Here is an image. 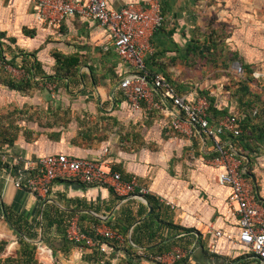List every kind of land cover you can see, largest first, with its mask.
I'll return each mask as SVG.
<instances>
[{
  "label": "crops",
  "instance_id": "crops-1",
  "mask_svg": "<svg viewBox=\"0 0 264 264\" xmlns=\"http://www.w3.org/2000/svg\"><path fill=\"white\" fill-rule=\"evenodd\" d=\"M147 1L111 0V6L121 8ZM160 1L167 9L166 23L153 35L155 50L147 57L148 73L166 75L181 93L195 88L214 95L220 107L240 111L239 102L225 86L230 81L229 69L217 75L205 71L200 74L198 67L193 68L182 58L181 52L194 30L196 15L186 6L192 0H173V8L172 0ZM240 57L236 62L255 67L264 55L254 52L253 56L247 53V57ZM4 61L16 68L15 72L7 70ZM62 67L69 70V75L55 78ZM261 67L264 79V63ZM30 69L34 80L23 89L7 83L10 78H29ZM131 71L132 67L115 51L109 31L95 20L75 15L59 26H48L38 20L33 0H0V107L24 108L22 130L12 145H0V162L14 165L19 156L36 160L53 153L103 159L124 178L137 176L153 196L172 208L175 223L188 229L178 236L191 241L189 251L180 247V242L171 247L174 252L185 250L188 257L184 264H260L240 244L215 235L217 230L239 233L238 219L228 213L227 201L232 191L228 185H220L219 174L224 168L215 162L220 148L236 150L233 135H221L218 147L216 140L199 127L186 124L188 132H176L171 121L177 109L170 99L166 111L150 109L145 102L134 110L120 87L121 79ZM255 84L250 83L251 87ZM258 123L253 129H242L255 150L236 152L244 160L257 200L264 206V138H256L264 132V122ZM14 184L12 171L0 169V200L4 207L29 220L39 218L41 223L50 206L65 211L64 219L71 212V218L78 217L80 222L81 214L89 213L104 225L126 199H132L136 209L140 200L148 206V213L150 206L153 210L146 197L130 196L117 201L110 186L76 179H56L46 198ZM110 205L113 207L107 211ZM84 223L91 226L93 222ZM52 230L51 245L44 242L43 225L35 241L40 248L39 258L45 263L59 259L72 264H129L121 245L104 243L100 253L104 258L95 261L92 252L96 245L82 247L55 236L56 226ZM0 237L8 241L7 254L17 251L18 234L5 210L0 215ZM128 240L144 258L140 264H154L142 254L143 248L134 244L131 233ZM213 242L214 253L210 250Z\"/></svg>",
  "mask_w": 264,
  "mask_h": 264
},
{
  "label": "built area",
  "instance_id": "built-area-1",
  "mask_svg": "<svg viewBox=\"0 0 264 264\" xmlns=\"http://www.w3.org/2000/svg\"><path fill=\"white\" fill-rule=\"evenodd\" d=\"M36 16L48 26H59L67 17L80 15L95 20L109 31L113 46L120 58L132 67V71L121 79L120 87L134 110L147 103L148 108L160 111L168 110V99L172 100L176 113H173L171 127L176 132H188L185 125L199 127L207 136L216 140L225 134L238 136L242 128L237 115H227L219 120L210 116V101L193 88L184 93L162 74L148 77L147 57L155 50L152 38L163 27L166 17L160 0L146 3H128L121 8L111 6V0H33ZM7 70L16 68L4 61ZM235 73L244 75L243 65L235 63ZM108 151V150H106ZM222 165L219 183L228 185L231 193L228 198V213L238 219L239 233L217 230L218 238L226 237L240 244L246 253L264 264V206L257 200L252 183L246 176L244 160L235 149L220 148V155L215 159ZM14 163L22 164L23 169L15 176L19 188L46 198L56 179H76L89 184H101L112 187L119 196L144 199L150 188L142 185L137 176L125 179L119 171L109 168L103 159L77 158L63 153H53L36 160L16 157ZM107 166V167H106ZM97 235L124 243L126 238L120 232L102 223L94 224ZM67 239L82 247L95 246L93 236L82 230L78 217L69 220ZM216 252V244L210 246ZM142 254L161 264H175L186 256L185 250L169 251L161 255ZM233 264H247L236 262Z\"/></svg>",
  "mask_w": 264,
  "mask_h": 264
},
{
  "label": "trees",
  "instance_id": "trees-1",
  "mask_svg": "<svg viewBox=\"0 0 264 264\" xmlns=\"http://www.w3.org/2000/svg\"><path fill=\"white\" fill-rule=\"evenodd\" d=\"M174 2L172 0V8ZM163 13L165 15L166 8L162 6ZM166 17V15H165ZM166 23V20H165ZM174 30H172V34ZM221 44L224 43L223 40H216L211 35L209 36L206 32H195L192 31V36L187 41L186 46L183 48L181 52L182 58L186 60L187 64L194 67L196 62L194 63L192 60L196 57H203L206 60H212V56L215 55V51H213V47L217 49V42ZM220 50L217 53H220V58L223 59L222 71H227L229 69L228 64L233 63L237 59H239L240 55L238 52H229V54L224 53V47L218 48ZM73 62V61H72ZM244 71H245V63H242ZM248 70L250 72L244 73V75L237 77V90H231L228 86V89L231 90L232 97L239 102L240 111L230 110L229 108H222L218 105V100L214 95L210 93L199 91L200 94L206 96L210 101V116L215 120H219L227 115H237L239 118V123L241 128L244 131H247L250 127L253 129L254 124H259L258 122H264V100L261 98V94H258L251 89V82H259L256 77V71L253 70L251 65L246 64ZM15 66V65H14ZM63 66V64H62ZM62 67L55 76V78H62V76L69 75V70L66 71ZM30 74L26 79L20 81H14L12 78L7 80V83L18 90L24 88L26 84H29L31 80H34L32 70H27ZM155 75V74H154ZM153 74L149 73L148 77L152 78ZM167 79L171 81L166 75H164ZM261 77V76H260ZM48 78L52 79L53 76H48ZM259 78V77H258ZM8 79V78H7ZM13 80V81H12ZM172 82V81H171ZM173 83V82H172ZM14 109V110H13ZM13 112H10L7 115L8 125H4L1 123L0 119V145L10 144L12 145L14 141L18 138L22 128L20 126V121L23 119L24 108L19 109L17 106L13 108ZM14 113H18L17 120L11 118ZM256 120L258 122H256ZM242 132L238 136H232L233 143L236 147V150L246 151L251 153L255 150V146H250V143L247 142L248 134L246 132ZM257 139L262 140L264 138V132L259 136H256ZM249 145H248V144ZM240 158H242L239 155ZM5 168L12 171L14 176L19 174V171L23 169L22 164H14L12 165L10 162L1 163L0 169ZM246 176L250 178L248 174ZM126 179V178H125ZM112 192L116 195L117 201L123 200L124 197L117 195L112 187ZM145 197L148 199V202L153 206V210L149 212L148 206L138 200L139 206L137 209L134 207L132 199H126L120 207L116 210L114 215L107 220V225L111 226L116 231L123 234L126 238L124 243H120L116 240L107 239L103 236L97 235L94 230V224L102 222L100 218L95 217L89 213H82L80 216V226L83 231L90 234L97 241L96 247H94L93 255L94 260L101 261L104 255H101V246L104 243H108L113 247L123 246L124 250L127 254V261L129 264H140L144 259L140 256L139 250L137 247L133 246L129 240L128 236L131 233L132 241L138 247L143 248L142 251L148 254L161 255L165 252L172 251L171 247L174 244L182 245L183 249H187L189 251V245L191 241L189 239H184L183 236H178L182 232H187L188 229L182 227L181 225L175 223L173 219V211L172 208L161 201H159L153 194H146ZM136 201V200H134ZM113 205L107 207V211H111ZM5 213L8 216V219L18 234L19 239V247L17 251L13 254L6 253V247L8 245V241L0 237V264H48L40 260L38 255L39 245L35 242L40 237V229L43 225V236L44 242L46 244L51 245L50 237L53 235V227L56 226L55 236H59L61 238L67 239L66 230L68 226V222L73 216L71 212H69L67 217L64 219L66 214L65 211L60 210L58 207L50 206L44 211V221L41 223L39 218H35L34 220H29L22 215L16 214L12 209L8 206L5 207ZM55 213V214H54ZM4 214L3 203L0 200V215ZM89 220L91 226L83 224V221ZM65 235V236H64ZM71 242V241H69ZM161 242V243H160ZM185 242V243H183ZM159 245H156L158 244ZM78 245V244H77ZM89 247V246H85ZM90 248V247H89ZM187 256L176 262L175 264H184L187 262ZM98 263V262H97ZM101 263V262H99ZM157 264H161L156 262ZM52 264H62L59 259L54 260ZM188 264V263H187Z\"/></svg>",
  "mask_w": 264,
  "mask_h": 264
},
{
  "label": "rangeland",
  "instance_id": "rangeland-1",
  "mask_svg": "<svg viewBox=\"0 0 264 264\" xmlns=\"http://www.w3.org/2000/svg\"><path fill=\"white\" fill-rule=\"evenodd\" d=\"M186 6L196 15L192 27L196 33L206 32L216 40H225L221 44L219 41L217 42V49L212 48L215 51V55L212 56L211 61L206 60L205 62L201 60L203 57L193 58L192 61L194 63L196 62L194 67H198L197 69H199L200 74H204V71L205 73H213V75L224 73L221 67L223 66V59L219 57L220 53H217V51H220L218 48L222 46L224 47V53L226 55L232 51L238 52L240 56L245 55L246 57L247 53L253 56L254 52H259L264 55V0H192L189 3L187 2ZM240 58L237 60H240ZM236 61L228 64L229 70L231 71L229 73L230 81L225 83V86H228L232 91L238 88L237 77L239 78V76L236 75L232 68V65L234 66ZM262 63H264V58H259L255 67L254 65L250 67L256 71L259 77H256L259 82L257 81V84L251 87V89L261 94V98L264 100V79L260 77L263 72L261 67ZM245 66L246 73L250 72L246 63ZM14 107L15 105L11 107L8 105L0 107L1 123L3 122L4 125L10 123L11 120L8 121L7 115L9 111L13 112ZM17 107L21 109V107ZM11 118L17 120L18 113H14ZM37 252L40 256V248H38ZM46 263L52 264L51 261H47ZM62 264L72 263L64 260ZM154 264L157 263L154 262Z\"/></svg>",
  "mask_w": 264,
  "mask_h": 264
},
{
  "label": "water",
  "instance_id": "water-1",
  "mask_svg": "<svg viewBox=\"0 0 264 264\" xmlns=\"http://www.w3.org/2000/svg\"><path fill=\"white\" fill-rule=\"evenodd\" d=\"M239 154V153H238ZM240 155V154H239ZM248 174H249V172H248ZM3 209L5 210V207H4V205H3ZM150 211H152V207L150 206Z\"/></svg>",
  "mask_w": 264,
  "mask_h": 264
}]
</instances>
